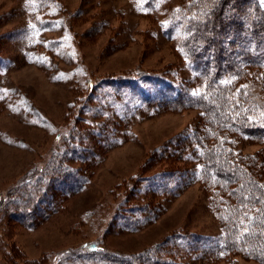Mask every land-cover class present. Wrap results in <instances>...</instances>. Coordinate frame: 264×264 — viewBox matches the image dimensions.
Here are the masks:
<instances>
[{"label": "rangeland", "instance_id": "obj_1", "mask_svg": "<svg viewBox=\"0 0 264 264\" xmlns=\"http://www.w3.org/2000/svg\"><path fill=\"white\" fill-rule=\"evenodd\" d=\"M187 1L51 0L52 5L61 7L66 21L60 30L45 29V36L60 44L55 50V67L43 70L29 59L35 49L31 44L43 37L31 0H0L1 195L31 171L58 160L59 153L68 156L72 147L77 149L73 146L78 138L72 132L73 110L75 115L87 103L91 108L88 112L105 125L103 138L92 135L101 144L82 150L85 159L79 164L90 179L85 188L60 199V206L32 228L11 219L8 210L0 207V264H37L45 255L49 256L46 264H59L58 257L65 250L94 241L125 254L141 252L169 238L179 248L182 245L178 242L186 244L185 248L200 249L201 243L216 247L221 242V222L211 208L208 193L194 181L181 186L175 196L133 195L131 206L143 205L146 199L160 206L155 219H148L136 231L110 221L117 203L125 199L127 186L140 184L136 177L173 164H192L159 158L158 153L173 152L194 128L198 111H154V107L145 106L152 97H173L196 73L180 57L183 23L171 18ZM147 73L165 77L144 79ZM88 82L93 87L100 85L99 99L93 98L92 107ZM7 86L27 96L30 102L26 107L18 101L16 109L10 106L1 90ZM247 87L253 101L264 106L259 85L250 83ZM109 93L115 98L113 102ZM110 125H114L113 130ZM85 132L92 134L88 127ZM104 138L112 146H104ZM81 142L78 144L86 146L87 142ZM243 149L254 153L259 145L246 143ZM180 256L179 260L190 264L197 259ZM234 258L236 264H261L241 255Z\"/></svg>", "mask_w": 264, "mask_h": 264}, {"label": "trees", "instance_id": "obj_2", "mask_svg": "<svg viewBox=\"0 0 264 264\" xmlns=\"http://www.w3.org/2000/svg\"><path fill=\"white\" fill-rule=\"evenodd\" d=\"M50 1L30 2L43 37L31 44L35 49L29 59L43 70L55 67V50L60 44L46 37L45 29L60 30L65 20L60 14L61 7ZM171 18L183 23V36L178 44L183 53L180 57L196 73L179 86L173 97H152L145 106L154 107V111L166 108L198 111L194 128L177 143L173 152L160 153L156 148L159 158L192 164L186 167L173 164L136 177L140 184L134 188L130 184L127 186L125 199L117 203L110 221L115 220L114 223L123 229L136 231L148 219H155L160 206L151 205L149 199L143 205L131 206L133 195L175 196L181 186L194 181L208 193L211 208L221 222V242L216 247L201 243L200 249L198 246L185 248L186 244L177 240L182 245L179 248L169 238L167 243H157L141 252L128 254L113 252L97 241L84 242L85 246L62 252L59 264H190V261L179 260L181 254L195 256L194 264L221 261L236 264V255L264 264V106L253 101L247 87L250 83L259 85V92L264 95V4L260 0H188ZM164 77L160 73H147L144 79ZM99 86L87 83L91 90V107L93 98L99 99ZM1 90L15 109L19 105H15L17 101L24 107L30 102L18 89L7 86ZM108 97L110 102L115 99L111 93ZM90 110L86 103L75 115L74 110L71 112V130L76 134L74 137L78 134L73 141L77 149L72 147L71 155L59 153L62 155L58 160L53 159L37 171H31L8 193L1 195L0 192V207L8 210L6 214L11 219L28 228L35 227L51 209L60 206V199L89 184V176L79 164L85 159L82 150L100 143L95 137L103 138L105 127L96 114L88 112ZM116 123L114 121L115 127ZM114 125H110L112 130ZM87 127L92 134L85 132ZM80 141L87 142L86 146L82 142L79 145ZM246 143H257L259 149L247 152L243 149ZM102 144L112 146L113 143H107L104 138ZM48 260L49 256L45 255L37 264H46Z\"/></svg>", "mask_w": 264, "mask_h": 264}]
</instances>
